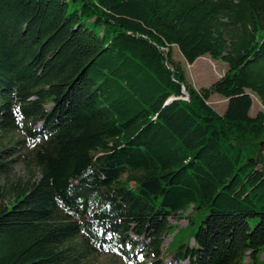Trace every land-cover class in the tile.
Instances as JSON below:
<instances>
[{"label":"trees","instance_id":"obj_1","mask_svg":"<svg viewBox=\"0 0 264 264\" xmlns=\"http://www.w3.org/2000/svg\"><path fill=\"white\" fill-rule=\"evenodd\" d=\"M172 47L226 70L195 90ZM250 95L264 106V0H0V264H264Z\"/></svg>","mask_w":264,"mask_h":264},{"label":"rangeland","instance_id":"obj_2","mask_svg":"<svg viewBox=\"0 0 264 264\" xmlns=\"http://www.w3.org/2000/svg\"><path fill=\"white\" fill-rule=\"evenodd\" d=\"M171 50L172 60L180 64L182 70L184 71L187 84H189L195 90L207 88L210 84L222 76L226 70V67L223 63L219 61H212L208 57H200L196 59L191 65H188L182 59L175 47H172ZM250 97L252 106L249 110V115L253 116L257 112H262L264 115V106H261L253 95H250ZM207 104L213 111L220 115L225 109L226 101L222 97L212 94L208 98ZM13 139H21V136L19 134H14ZM259 150L260 155L264 158V146L261 145ZM14 156L16 157L14 158ZM29 157V154L26 153V150L22 148V146L16 147V153L11 156V158H14V160L11 164V172L8 176V181L10 183H24L33 177L35 174V169L33 168ZM189 212L190 210H187L182 216L184 217L188 215ZM168 223L170 225H176L182 228L186 224V219L178 216L174 219H168ZM168 241L169 238L164 237L162 244L165 246ZM258 260L264 261V252L259 255ZM124 261L125 260L121 255L114 253L90 257L86 261V264H124ZM243 263H250L249 255L247 253L243 257Z\"/></svg>","mask_w":264,"mask_h":264},{"label":"water","instance_id":"obj_3","mask_svg":"<svg viewBox=\"0 0 264 264\" xmlns=\"http://www.w3.org/2000/svg\"><path fill=\"white\" fill-rule=\"evenodd\" d=\"M183 92V91H182ZM184 93V92H183Z\"/></svg>","mask_w":264,"mask_h":264}]
</instances>
